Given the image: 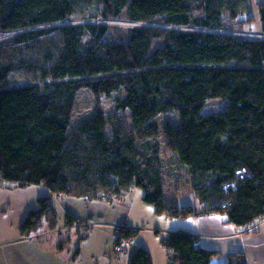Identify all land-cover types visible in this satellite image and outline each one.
<instances>
[{
  "label": "trees",
  "instance_id": "trees-1",
  "mask_svg": "<svg viewBox=\"0 0 264 264\" xmlns=\"http://www.w3.org/2000/svg\"><path fill=\"white\" fill-rule=\"evenodd\" d=\"M249 1L0 0V30L19 31L6 42L27 47L59 32L55 58L49 55V67H39V79H48L40 87L9 86L11 71L33 67L21 57L15 63L0 54V182L39 184L53 194L108 201L140 188L155 213L170 218L223 213L237 228L263 220L264 37L210 31L223 27L224 14L229 20L249 14ZM254 3L264 34V0ZM99 18L140 25L113 36L107 24L92 22ZM77 19L91 22L58 24ZM83 89L96 100L117 93L113 105L129 124L98 104L73 125ZM211 97L228 105L201 113ZM169 112L177 121H159ZM160 141L187 166L186 184L198 206L164 198ZM241 166L248 173L239 180L235 169ZM228 182L234 187L225 189ZM39 202L20 225L22 235L42 218L55 223L51 198ZM118 230L115 242L135 232ZM161 241L168 264H214L217 252L202 248L189 231L169 232ZM127 264L152 261L138 246ZM225 264L248 263L235 251Z\"/></svg>",
  "mask_w": 264,
  "mask_h": 264
},
{
  "label": "crops",
  "instance_id": "crops-1",
  "mask_svg": "<svg viewBox=\"0 0 264 264\" xmlns=\"http://www.w3.org/2000/svg\"><path fill=\"white\" fill-rule=\"evenodd\" d=\"M43 197L51 198L55 223L42 218L34 231L22 235L20 225L31 210L39 208ZM172 199L176 200L174 195ZM71 223L79 226V236ZM120 226L135 231L128 253L112 251ZM175 230L193 233L202 248L216 251L214 264L227 263L235 251L242 252L248 264H264V219L237 228L223 213L170 218L156 214L140 188L108 201L53 194L39 184H0V264H127L138 246L149 252L152 264H168L161 239Z\"/></svg>",
  "mask_w": 264,
  "mask_h": 264
},
{
  "label": "rangeland",
  "instance_id": "rangeland-1",
  "mask_svg": "<svg viewBox=\"0 0 264 264\" xmlns=\"http://www.w3.org/2000/svg\"><path fill=\"white\" fill-rule=\"evenodd\" d=\"M252 5L250 8L249 14H241V17H237L235 20L230 17H227L226 14L223 15V27L221 29H210V31L220 32L223 34H234L236 36H249V37H264V34L260 33V27L257 17V11L255 8L254 0L249 1ZM197 13L196 11H193ZM86 22L85 19H77L74 21H66L63 24H82ZM93 23L97 24H107L110 27L113 36H123L126 32L128 26L139 24L132 23L131 21L124 20L123 18H112V19H95L92 20ZM142 24V23H141ZM151 26V25H150ZM174 29H194L193 27L186 26H171ZM9 38V37H8ZM8 38H0V54L4 60H9L12 62H17L19 58L25 59L28 63H31L33 69L27 70L26 68H17L11 71L8 84L9 86H18L25 84L38 85L42 86V81H48V79L42 80L39 79V67L48 68L50 62L48 60L49 55H53L55 58L56 47L54 44L57 43L59 38V32L46 33L40 37L39 42L36 44H30L27 47L17 46L12 44L11 41L6 42ZM60 45V44H59ZM19 51H22L19 55ZM118 95L114 93L112 96L100 97V100H96L90 92L83 89L79 91L76 98V103L73 112V125H75L78 119L82 116L89 115L93 112L96 105H100L102 110L107 114H116L117 116L121 115L123 119H126L127 124H129L127 115L121 114V111L115 110L113 105L114 97ZM228 105V101L218 97L209 98L205 104L201 107V113H212L218 112ZM127 114V113H126ZM159 121L165 119H171L177 121V117L174 113H163L158 116ZM159 153L164 160V197L169 200V202H177L178 204H188L193 206L197 205L196 194L191 187L186 183L188 176L187 166L180 164L178 162V157L175 152L170 151L163 144V141H160ZM4 183L3 181L0 184ZM227 184V183H226ZM224 185L225 189L231 188ZM177 189L180 190L179 196L175 194ZM176 198L172 199V197ZM192 206V205H191ZM81 224H84L81 222ZM73 226V227H72ZM69 227V226H68ZM74 228V231L79 228V226L71 223V227ZM75 233L79 236L78 230ZM199 241V240H198ZM116 242L112 245V251H116L115 245ZM125 253V252H123Z\"/></svg>",
  "mask_w": 264,
  "mask_h": 264
},
{
  "label": "built area",
  "instance_id": "built-area-1",
  "mask_svg": "<svg viewBox=\"0 0 264 264\" xmlns=\"http://www.w3.org/2000/svg\"><path fill=\"white\" fill-rule=\"evenodd\" d=\"M19 31H14V30H3L1 31L0 30V38H10L11 36L15 35L16 33H18ZM248 173V169L245 167V166H241V167H237L235 169V176L237 179L241 180V179H244V177L246 176V174ZM231 186V187H234V182H228L226 184V186ZM99 194L100 195H104L103 192H100L99 191ZM115 246V249L116 251H120V252H125L127 253L129 251V248H130V240L129 239H123L121 240L120 242H118L117 244L114 245Z\"/></svg>",
  "mask_w": 264,
  "mask_h": 264
},
{
  "label": "clouds",
  "instance_id": "clouds-1",
  "mask_svg": "<svg viewBox=\"0 0 264 264\" xmlns=\"http://www.w3.org/2000/svg\"><path fill=\"white\" fill-rule=\"evenodd\" d=\"M17 31V30H16ZM132 189H134V188H131L130 190H132ZM121 227V226H120ZM119 228V227H118ZM118 228L116 229L117 230V235L119 234V230H118ZM116 235V236H117ZM121 240H123V239H120L118 242H120ZM126 240V239H125ZM130 241H131V239H129ZM118 242H116V244L118 243ZM130 246H131V242H130ZM128 253V252H127Z\"/></svg>",
  "mask_w": 264,
  "mask_h": 264
},
{
  "label": "water",
  "instance_id": "water-1",
  "mask_svg": "<svg viewBox=\"0 0 264 264\" xmlns=\"http://www.w3.org/2000/svg\"><path fill=\"white\" fill-rule=\"evenodd\" d=\"M64 22L58 23V24H63Z\"/></svg>",
  "mask_w": 264,
  "mask_h": 264
},
{
  "label": "bare ground",
  "instance_id": "bare-ground-1",
  "mask_svg": "<svg viewBox=\"0 0 264 264\" xmlns=\"http://www.w3.org/2000/svg\"><path fill=\"white\" fill-rule=\"evenodd\" d=\"M127 228V227H126Z\"/></svg>",
  "mask_w": 264,
  "mask_h": 264
}]
</instances>
